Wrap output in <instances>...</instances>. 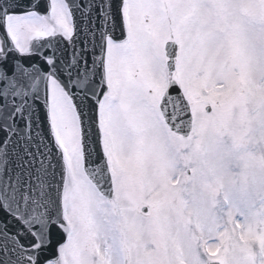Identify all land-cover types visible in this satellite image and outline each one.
<instances>
[{
    "label": "snow or ice",
    "instance_id": "1",
    "mask_svg": "<svg viewBox=\"0 0 264 264\" xmlns=\"http://www.w3.org/2000/svg\"><path fill=\"white\" fill-rule=\"evenodd\" d=\"M0 264H264V0H0Z\"/></svg>",
    "mask_w": 264,
    "mask_h": 264
}]
</instances>
